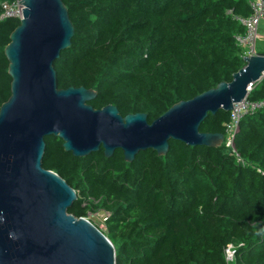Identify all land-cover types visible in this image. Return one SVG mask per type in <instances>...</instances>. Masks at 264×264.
<instances>
[{
    "label": "trees",
    "instance_id": "obj_1",
    "mask_svg": "<svg viewBox=\"0 0 264 264\" xmlns=\"http://www.w3.org/2000/svg\"><path fill=\"white\" fill-rule=\"evenodd\" d=\"M12 1L0 0V14ZM62 2L74 30L53 61L56 84L92 89L93 108L113 104L122 116L143 112L151 122L172 104L230 81L244 65L235 40L244 27L233 16L250 13L248 0ZM18 24L17 17L0 20V105L11 81L4 48ZM248 97H264V75ZM228 119L223 109L208 113L199 131L224 135ZM44 142L42 166L76 193L67 212L107 213L104 235L115 264H226L230 243L235 259L228 264H264V109L240 120L234 146L245 165L223 141L189 146L169 139L166 153L144 149L132 161L121 149L78 157L57 136Z\"/></svg>",
    "mask_w": 264,
    "mask_h": 264
},
{
    "label": "water",
    "instance_id": "obj_2",
    "mask_svg": "<svg viewBox=\"0 0 264 264\" xmlns=\"http://www.w3.org/2000/svg\"><path fill=\"white\" fill-rule=\"evenodd\" d=\"M22 16L4 48L10 95L0 105V264H115L112 242L84 217L67 212L74 189L42 166L44 136L85 156L121 149L126 161L169 139L189 146L217 145L223 134L199 131L208 113L230 111L264 75V53L243 56L230 81H220L172 104L151 122L143 112L122 116L107 104L93 108L95 91L58 88L53 61L70 45L73 25L62 0H21Z\"/></svg>",
    "mask_w": 264,
    "mask_h": 264
},
{
    "label": "built area",
    "instance_id": "obj_3",
    "mask_svg": "<svg viewBox=\"0 0 264 264\" xmlns=\"http://www.w3.org/2000/svg\"><path fill=\"white\" fill-rule=\"evenodd\" d=\"M21 0H14L12 2H3L2 9L3 12L0 14V20L5 17H17L22 16V5L19 3ZM248 5L250 8V13L246 16L234 15L233 19L240 23L244 27V32L242 34H236V42L243 47L242 56H249L256 54L255 41L258 35L259 26L264 23V0H248ZM230 12V11H229ZM262 53V52H261ZM251 89H248V91ZM260 109H264V97L260 99H250L248 97V92L244 98L240 101L233 103L232 109L229 111V119L224 123L225 133L223 135L222 141L225 146L230 150V153L235 157L238 163L243 165L247 164L240 157L234 146V138L239 129V123L241 118L246 114H251ZM256 170L263 174L259 168ZM93 201V200H92ZM86 203V202H85ZM83 203V204H85ZM98 211L94 212L97 213ZM94 213H87L84 218L89 220V215ZM103 223L106 221L108 215L106 212H101ZM90 221V220H89ZM224 257L226 264L233 262L235 259V247L233 244H228L224 248Z\"/></svg>",
    "mask_w": 264,
    "mask_h": 264
},
{
    "label": "rangeland",
    "instance_id": "obj_4",
    "mask_svg": "<svg viewBox=\"0 0 264 264\" xmlns=\"http://www.w3.org/2000/svg\"><path fill=\"white\" fill-rule=\"evenodd\" d=\"M264 23H261L259 26L258 35L255 41V50L257 52L264 53ZM222 141H218L219 145ZM103 210H99L97 213L89 215V220L93 225H95L99 230H101L103 233L106 232L105 225L102 221V214Z\"/></svg>",
    "mask_w": 264,
    "mask_h": 264
},
{
    "label": "crops",
    "instance_id": "obj_5",
    "mask_svg": "<svg viewBox=\"0 0 264 264\" xmlns=\"http://www.w3.org/2000/svg\"><path fill=\"white\" fill-rule=\"evenodd\" d=\"M264 27V26H263Z\"/></svg>",
    "mask_w": 264,
    "mask_h": 264
}]
</instances>
